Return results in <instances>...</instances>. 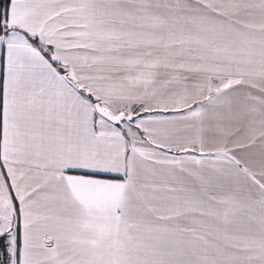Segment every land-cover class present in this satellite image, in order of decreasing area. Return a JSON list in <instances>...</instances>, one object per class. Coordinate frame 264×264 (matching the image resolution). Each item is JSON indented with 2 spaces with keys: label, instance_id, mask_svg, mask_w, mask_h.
<instances>
[{
  "label": "snow or ice",
  "instance_id": "snow-or-ice-1",
  "mask_svg": "<svg viewBox=\"0 0 264 264\" xmlns=\"http://www.w3.org/2000/svg\"><path fill=\"white\" fill-rule=\"evenodd\" d=\"M0 264H264V0H0Z\"/></svg>",
  "mask_w": 264,
  "mask_h": 264
}]
</instances>
